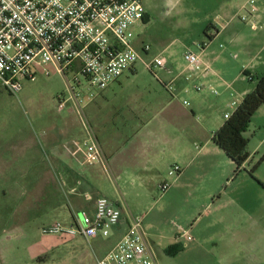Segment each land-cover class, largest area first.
<instances>
[{
    "label": "rangeland",
    "instance_id": "obj_1",
    "mask_svg": "<svg viewBox=\"0 0 264 264\" xmlns=\"http://www.w3.org/2000/svg\"><path fill=\"white\" fill-rule=\"evenodd\" d=\"M246 1L144 0L146 18L135 28L136 46L140 50L142 46L149 45L150 51L136 63V78L132 79L129 71L104 95L95 90L96 98L103 96V99L119 105L140 90L154 96L169 93L154 74L161 77V70L152 72L146 63L162 55L168 59V64L184 66V52L188 49L201 52L198 44L209 40L205 32L207 27L224 18L222 9L230 5L236 7L230 28L242 29L251 37H261L255 40V49L250 54L241 47L229 45L225 36L214 39L210 45L222 43L224 46L220 49L222 60L215 63V67L220 68L229 80L238 76L234 82L236 89L253 91L264 74V28L253 32L246 22L241 21L240 16L245 12H239L238 6ZM257 4L264 9V0ZM254 56V63L260 61L261 65L255 68L252 61L249 72L243 75L242 63L248 64ZM48 69V75L42 74L35 81L23 82L18 94H12L0 85V264H92L100 253L95 242H87L80 235L43 232V229H51L57 224L70 227L74 219L82 222L84 218L82 211L72 210L67 194L60 186L58 190L53 183H39L40 173L47 169L44 165L39 167L38 158L40 155L43 160L48 153L39 138L51 129L55 121L68 115L71 107L74 108L73 103L68 102L62 111L58 109V96L68 95V83L52 67ZM128 77L132 80L127 81ZM81 79L85 88L78 91L87 99L90 85ZM199 93L213 104L210 111L214 110L215 117L220 115L223 118L226 110L232 114L242 101L235 95L231 102L234 100L238 105L228 107L227 103H218V96L205 89ZM88 106L85 111H89ZM198 117L204 120V117ZM244 135L249 140L247 150L251 157L239 171L227 155L223 162L216 160L217 167L206 165L200 157L196 170L197 177L217 180L216 199L221 196L222 215L233 224H236L235 217L239 219L237 243L233 244L230 236L219 245L205 244L204 248L197 249L183 247V241L166 245L167 238L175 237L180 230H189L193 236V224L201 215L202 202L189 196L183 185H171L169 190L176 194L170 197L166 196L167 193L161 194L159 186H153L148 197L133 195L123 205L120 204L127 210L124 220L126 214L144 217L145 239L152 245L158 264H264V105L253 116ZM165 169L161 172L163 175L167 173ZM168 173L165 180L170 181ZM60 205L65 214L56 210ZM239 205L244 206L249 215L247 218L244 216L247 213ZM240 239L247 243L244 246L246 250L240 251L243 248L238 245ZM178 247L181 248L179 251Z\"/></svg>",
    "mask_w": 264,
    "mask_h": 264
},
{
    "label": "crops",
    "instance_id": "obj_2",
    "mask_svg": "<svg viewBox=\"0 0 264 264\" xmlns=\"http://www.w3.org/2000/svg\"><path fill=\"white\" fill-rule=\"evenodd\" d=\"M247 1L238 6L239 12L246 7ZM259 7L258 21L261 28L253 30L250 27L253 32L264 28V9H261L262 6ZM235 8L233 5L224 7L222 14L225 19L221 17L217 23H212L214 27L209 28L207 34L210 36L214 30L219 31L214 39L225 36L224 39L229 45L241 47L250 54L255 49L253 46L255 40L261 36L251 37L242 29L230 28L235 17L232 14ZM223 25H225L224 29H222ZM222 45V43L218 46L211 44L202 52L205 62L212 69V72L206 75H193L187 70L186 63L184 66L169 63L165 69H160L161 77L158 75V78L164 82L174 83L173 95L162 93L154 96L150 92L148 94L140 90L119 105L103 99V96L102 98L98 96L101 99L97 97L89 104V111L84 110V113L99 140L106 167L100 163L83 166L66 149L67 144L72 140L82 137L81 115L73 104L74 108H70L69 114L55 121L51 129L39 138L48 152L47 158L42 160L40 155L38 158L39 167L44 165L47 169L46 172L40 173L39 183L42 185L53 183L58 190L60 186L62 192L67 194L74 212L82 211L84 214L93 215L97 197L105 196L122 205L133 195L140 198L148 197L153 191V186L157 187L166 181L170 166L177 164L181 167L180 174L174 178L168 176L172 186L183 185L189 196L197 197L202 202L201 215L193 224L194 240L192 242L181 239L179 236L182 230H180L175 237L167 238L166 245L180 244L183 241V247L197 249L204 248L205 244L219 245L230 236L233 237V244L237 243L236 235L239 236L241 224L236 217V224H233L224 214L222 215L221 196L216 199L217 180L215 182L214 179L196 176L200 157L203 158L201 162L212 167L218 166L219 159L222 160L221 162L224 161L227 154L216 145L213 136L225 123V114L230 113L226 110L223 118L220 115L215 117L214 110L210 111L213 104L202 93L196 92V85L205 84L207 91H209L208 86L216 88L219 92L218 103H227L228 107L238 105L234 100L231 102L233 96L237 95L243 101L250 93L249 90L240 91L234 87L238 76L229 80L220 68L215 67V63L222 60L220 50L224 47ZM253 60H256V56L250 58L248 64L242 63L243 75L245 71L249 72ZM183 62H185L184 59ZM260 63L259 61L254 67L260 66ZM136 72L135 68L130 71L133 75L132 79L136 78ZM132 79L128 77L127 81ZM111 85L102 91L103 95L111 88ZM207 104H209L208 108ZM198 116L204 117V120H199ZM163 168H166V176L161 173ZM167 191L166 196L176 194L171 192V189ZM239 207L247 213L244 206L239 205ZM56 210L66 213L62 210V205ZM124 212L127 213L125 207H123V215ZM127 215L108 238L99 236L86 239L80 236L87 242H95L100 248V253L92 264H96V261L119 241L127 229ZM244 216L247 218L249 215L244 213ZM146 242L149 249L153 251L152 245ZM239 242L238 245L243 246L240 251L246 250L244 246L247 243L241 239Z\"/></svg>",
    "mask_w": 264,
    "mask_h": 264
},
{
    "label": "built area",
    "instance_id": "obj_3",
    "mask_svg": "<svg viewBox=\"0 0 264 264\" xmlns=\"http://www.w3.org/2000/svg\"><path fill=\"white\" fill-rule=\"evenodd\" d=\"M256 1L260 0H248L242 10L245 13L240 16L241 21L253 30L261 28L258 21L260 7ZM145 15L144 0H0V85L10 93L18 94L23 82L48 75L49 66L65 78L68 95L58 96L57 107L62 111L68 102H72L81 115L82 137L72 140L66 149L83 166L100 163L106 167L99 140L83 110L96 98L95 90L102 92L119 81L135 68L143 54L149 53V45L140 50L136 46L135 28ZM218 32L214 30L209 40L198 44L201 52L191 49L184 52L186 68L193 75L212 72L202 52ZM167 65L168 59L162 55L146 63L152 72L165 69ZM154 74L158 78V74ZM81 77L90 85L87 99L78 91L85 88ZM159 80L173 95L174 83ZM195 88L200 92L206 86L198 84ZM208 90L214 95L219 93L212 86H208ZM231 115L225 114V119ZM180 172L181 167L176 164L168 175L174 178ZM171 185L168 180L161 183L160 193L165 194ZM122 208L108 197L99 196L93 215L84 214L82 222L75 219L70 227L57 224L43 232L80 235L86 239L108 238L123 219ZM143 221V216H128L127 229L96 264H158L147 245ZM179 237L185 242L194 240L189 230H182Z\"/></svg>",
    "mask_w": 264,
    "mask_h": 264
},
{
    "label": "trees",
    "instance_id": "obj_4",
    "mask_svg": "<svg viewBox=\"0 0 264 264\" xmlns=\"http://www.w3.org/2000/svg\"><path fill=\"white\" fill-rule=\"evenodd\" d=\"M145 18L146 16L144 20ZM211 27L214 26L211 24L207 27L206 34ZM244 75H247L246 71ZM263 105L264 74L259 78L255 89L245 96L231 117L226 119L223 126L213 136V141L236 164L238 171L251 157V154L247 150L249 140L245 137L244 133L248 130L253 116ZM179 247L177 251L181 249Z\"/></svg>",
    "mask_w": 264,
    "mask_h": 264
}]
</instances>
